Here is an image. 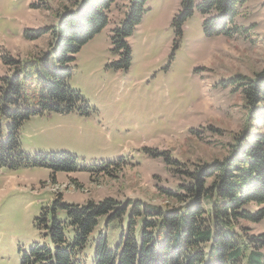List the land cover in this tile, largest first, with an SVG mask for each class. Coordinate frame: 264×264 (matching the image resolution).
<instances>
[{"label":"rangeland","instance_id":"1","mask_svg":"<svg viewBox=\"0 0 264 264\" xmlns=\"http://www.w3.org/2000/svg\"><path fill=\"white\" fill-rule=\"evenodd\" d=\"M129 1H117L110 24L77 56L69 84L88 102L91 115L37 116L21 130L25 153H67L80 166L99 169L55 176L40 167L0 170V264H23L34 243L50 244L36 219L58 194L69 204L112 198L165 208L166 192L187 182L186 171L224 159L245 129L244 98L224 84L264 70V0L241 8L236 24L244 31L231 38L207 37L197 8L178 36L173 20L181 0H149L130 39L131 66L116 70L111 36ZM74 2L0 0V76L8 73L2 54L25 60L50 51L49 35L30 41L25 32L56 26ZM125 226L101 219L76 264H94L100 234L114 250ZM252 227L264 235V219ZM66 235L74 240L71 229Z\"/></svg>","mask_w":264,"mask_h":264},{"label":"trees","instance_id":"2","mask_svg":"<svg viewBox=\"0 0 264 264\" xmlns=\"http://www.w3.org/2000/svg\"><path fill=\"white\" fill-rule=\"evenodd\" d=\"M118 0H75L58 15V24L26 31L35 41L51 38L43 57L22 60L2 54L7 74L0 76V170L47 168L72 174L97 166H80L67 153L27 154L21 130L32 118L47 114L91 115V107L69 81L82 48L110 24ZM149 0H130L122 22L111 36L118 61L116 70H129L130 39L140 25ZM250 0H181L173 25L178 36L196 8L203 15L207 37H234L240 10ZM241 92L247 112L245 129L235 137L228 156L195 165L186 171L187 182L167 191L168 205L154 208L140 202L122 204L112 198L84 205L69 204L61 194L43 208L36 227L50 244L34 243L23 264H76L101 219L126 224L117 247L109 248L100 234L94 264H264V235L252 225L264 219V70L254 77L238 75L224 84ZM177 165L178 163L175 162ZM74 232L70 242L67 231Z\"/></svg>","mask_w":264,"mask_h":264}]
</instances>
